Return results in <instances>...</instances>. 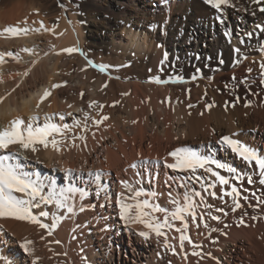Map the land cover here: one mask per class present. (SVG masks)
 I'll return each instance as SVG.
<instances>
[{
	"label": "bare ground",
	"instance_id": "1",
	"mask_svg": "<svg viewBox=\"0 0 264 264\" xmlns=\"http://www.w3.org/2000/svg\"><path fill=\"white\" fill-rule=\"evenodd\" d=\"M31 1L0 0V53H13L4 55V62L0 63V130L17 117L28 122L37 116V123L41 125L46 117L61 126L71 125L75 120L83 123V113L91 114L93 108L81 101V91L87 93L90 101L100 95L107 96L108 105L90 116L99 120L107 115L109 119L99 127L89 120L87 132L74 128L66 133L69 138L59 145V151L51 145L47 149L37 145L39 150L35 153L10 147L8 152L21 153L12 162L20 163L41 184L45 194L53 189H84L88 194L83 200L79 193L69 195L77 204L96 207L75 216L59 212L66 218L52 235H47L48 229L28 221L0 218V252L14 264H31L33 257L20 247L27 238L34 242L35 257L40 258L38 264H85L83 257L87 258V264H264V204L257 200V197L264 199V185L258 183V168L254 164L246 165L218 143L222 136L237 133L233 138L264 154V83L260 68L264 53L259 51L264 33L259 34V40L256 36L251 41L244 37L256 24L264 25V13L259 12L258 6L250 0H233L236 8L230 7L228 14L223 15L225 24H220L215 20L216 10L208 11L197 3L195 13L201 20L196 17L177 27V18L169 21V14L176 7L182 9L188 0H173L167 6L162 0H79L78 7L63 9L62 26L55 32L56 36L51 33L50 20L45 22V27L34 26L37 18ZM156 1L159 4L155 6ZM242 7L256 14L250 15ZM10 26L28 31L12 35L5 32ZM225 31H230L231 37H226ZM242 37L244 44L240 43ZM95 39L104 45L108 63L122 70L101 71L92 84L96 73L70 76L73 68L70 58L84 57L87 44ZM71 47L80 51L71 54L63 51ZM235 47L241 49L242 55L234 53ZM165 51L168 62L161 66L159 62ZM221 58L223 64L219 63ZM238 59L240 62L236 63ZM148 69L153 73L149 74L150 78L146 77ZM154 77L169 82L155 83ZM177 77L182 82H172ZM233 77L236 82L230 88L228 83ZM55 84L61 86L53 88ZM45 90H50L51 95L41 102ZM248 101L251 104L246 106ZM213 103L212 108L206 107ZM59 114L64 115L63 120ZM81 134L87 137L86 145L77 139V147H73L70 137ZM177 147L214 155L221 162L252 174L256 181L253 184H248L246 179L230 180L241 192L242 207L233 211L231 197H225L224 203L203 193L201 183H210L214 178L202 169L196 173L202 176L200 182L188 181L187 172L168 169L164 159L173 162L168 153ZM0 154L8 153L0 150ZM141 159L152 163L143 169L128 167ZM158 159L160 163H155ZM212 167L221 175L229 176L225 170ZM137 171L144 177L137 187L156 192V202L170 209L168 192L184 191L177 187L178 182L186 181L202 191L207 202L214 206L212 214L219 215L221 220L205 216L207 229L202 223L196 228L189 221L188 234L199 248L193 249L185 242L181 250L175 238L179 234L173 229L167 233L169 242L176 247L173 254L164 247L163 237L159 241L154 237L145 240L135 234L146 230L141 225H134L132 229L123 225L116 214L115 200L125 191L120 181L135 184L141 179ZM90 172H101L102 178L96 180L88 175ZM170 178L175 179L170 181ZM166 181L172 183L171 189ZM98 184L102 186L100 195L96 194ZM223 187L230 190V185ZM215 191L220 194L221 186L217 185ZM106 194L111 204H106ZM101 204L106 206L101 208ZM217 207L223 208L227 215L216 212ZM42 210L50 214L57 212L54 205L42 206L33 212L38 214ZM40 219L52 223L51 215ZM175 223L180 226V222ZM211 228L219 231L209 236ZM194 250L201 252V256L192 255Z\"/></svg>",
	"mask_w": 264,
	"mask_h": 264
},
{
	"label": "snow or ice",
	"instance_id": "2",
	"mask_svg": "<svg viewBox=\"0 0 264 264\" xmlns=\"http://www.w3.org/2000/svg\"><path fill=\"white\" fill-rule=\"evenodd\" d=\"M204 2L215 9L218 15L215 17V20L220 24H225L223 13L225 11L223 6H229L236 8V4L233 3V0H204ZM162 3L167 6L169 0H162ZM252 5L258 6V10L261 13H264V0H250ZM60 7H65L60 5ZM78 7V5H77ZM242 11L249 12L250 15H255V11H249L248 8H241ZM41 27L43 25L41 24ZM39 31V29H35ZM48 31L49 29H45ZM259 30V31H257ZM27 28H18V27H9L5 29V32L12 35H17L20 32H27ZM264 33V25L256 24L252 31L244 33V37L248 41H251L254 36L259 40V34ZM226 37H231L232 33L230 31H225ZM242 37L240 43L244 44L245 39ZM28 51V49H24ZM63 51L71 54L73 52H78L80 49L76 47L66 48ZM234 53L238 56L241 54V49L239 47L233 48ZM259 51L264 53V42H259ZM4 55L12 56L13 53H0V63H3ZM198 58V57H197ZM247 59V57H243ZM178 59V58H177ZM168 62V52L165 51L163 58L160 60V65L163 66ZM238 59L236 63H239ZM91 63V61L89 62ZM220 64H223L224 61L221 58L219 60ZM96 67V65H93ZM101 71H106L105 65L101 64L98 66ZM261 68V82L264 83V61L260 62ZM200 69L197 68V72ZM251 68L248 69L250 73ZM195 79V77H193ZM235 79V77H233ZM153 82L155 83H167L169 81H162L159 77H154ZM172 82H182V78H175ZM246 82V81H245ZM66 83V82H65ZM60 84H55L52 87L58 88ZM107 87V85H105ZM51 95L50 90H45L43 96L41 97V102ZM83 96V93H81ZM239 98H237L238 100ZM118 103V102H117ZM251 104V101H248V105ZM213 104L206 105L207 108H212ZM234 106V105H233ZM71 108L72 105H69ZM89 108L96 107L100 110L103 109L104 105L99 104L98 101H90L88 104ZM191 107V105H189ZM83 112V110H80ZM55 115V114H54ZM60 119H64L63 114H59ZM69 116L72 113H68ZM107 115L102 116L99 120H96L94 117H91L89 113H83V123L81 120H75L73 124H63L58 125L51 122V117H46L44 123L38 124V117L32 116L28 122H25L24 119L17 117L11 120L7 127L0 130V150L7 152L8 154H0V218H13L19 221H28L32 224L38 225L40 228L48 229V235H52V231L56 229L60 222H62L66 216L59 215L58 213L63 211L67 214L75 216L78 212H84L88 208L95 209V205L85 206L83 203L77 204L76 199L69 195V193H79L81 200L88 194L86 190L79 188L69 187L66 191L53 189L47 194L44 193V189L41 184L33 179V176L24 170L20 163H13L12 161L16 160L17 157L21 154L20 152H8L11 146H17L21 150H29L33 153L37 152L39 149L37 145L43 146L45 149L52 146L53 149L59 151L61 150L59 145L64 143L69 137L66 136V133L72 132L74 128H82L83 132L89 130L88 121L91 120L92 123L99 127L103 121L108 120ZM135 123V121H134ZM95 136V132L92 133ZM237 133L231 135H224L218 141L222 146H226L231 150L232 153L236 154L246 165H255L258 168V183L259 185H264V154L259 153L253 147L243 143L239 139L233 138ZM60 137V139H57ZM70 139L73 141L72 146L77 147L75 141L79 139L82 142H85L87 137L83 134L76 136L72 135ZM168 156L173 159V162H167V158L164 159V164L168 169L173 171H182L189 173L187 177L188 181L195 180L200 182L202 176H197L196 173L198 170H203L204 174H211L214 178L210 183L204 181L201 183V189L203 193H207V196L212 198H218L222 202L226 203L225 197H231L232 199V210L235 211L242 207L240 200L242 198L241 192L238 187L234 184H230V180H240L243 181L246 179L248 184H253L254 179L253 175L248 172H242L231 164L221 162L219 159L215 158L214 155L202 154L189 147H177L174 150L168 153ZM27 159V157H25ZM151 161H145L143 159L138 162L131 163L128 167L131 169H143L146 165L151 164ZM155 163H160L159 159ZM215 166V169L225 170L229 176L221 175L219 171H215L212 166ZM69 172L72 170L69 169ZM127 171V169H125ZM89 176L94 177L96 180L102 178L101 172H90ZM137 177L141 179L137 180L135 184L127 180L120 181V184L125 189L124 192H120L115 200V206L117 208V216L123 225L129 229H132L134 225H141L146 230H141L135 234L142 237L145 240L156 238L158 241L161 237L164 238V247L169 249L176 254V247L172 245L168 240V231L175 229V232L178 233L179 247L181 250L184 249L185 242H188L193 246V249L199 248L200 245L195 244L188 230L190 227L189 221L196 227L199 228L201 223L204 228H209V224L205 219V216L209 217L211 220L220 221L221 217L219 215H213L211 209L214 207L212 204L207 202V198L202 194V191L196 190L194 187H191L190 184L186 181H181L177 183V187L184 189L182 193L177 192L173 193L172 191L168 192L169 204L172 205L171 209L169 207L161 206L156 199L158 194L154 191H147L143 187H137V185L142 184L144 179L142 172H136ZM149 183H151V178L149 177ZM175 178H170L174 180ZM169 189L172 188V183L169 181L165 182ZM217 185L221 186V193L218 194L215 189ZM230 185V190L224 189L223 186ZM102 190L101 185H97L96 194L100 195ZM21 193L23 195H17ZM247 199V197H243ZM106 204H111L112 201L110 197L106 194L104 196ZM258 203L264 204V199L257 197ZM106 204H101L100 207L104 208ZM54 205L57 212L51 213L47 210H42L38 214H34V209H40L42 206ZM216 212H224L223 208L217 207ZM157 214H162L157 215ZM51 215L52 223H44L40 219L41 217H49ZM257 219V217H253ZM200 223H197V221ZM180 222V226H177L175 222ZM243 223V219L240 221ZM107 230V229H105ZM167 230V231H166ZM75 231V229H73ZM219 231L216 228H211V232ZM226 235V233H225ZM43 238V237H42ZM75 238V237H74ZM216 241H213L215 243ZM33 241L28 240L27 238L20 244V247L23 249V252L29 256L33 257L31 264H38L39 257H35V250L32 247ZM59 243V241H56ZM66 255V254H65ZM185 254V258H186ZM192 255L201 256V252L193 251ZM211 255V253H208ZM85 264H87V258L83 257ZM0 264H14V261L9 258V256L0 252Z\"/></svg>",
	"mask_w": 264,
	"mask_h": 264
},
{
	"label": "rangeland",
	"instance_id": "3",
	"mask_svg": "<svg viewBox=\"0 0 264 264\" xmlns=\"http://www.w3.org/2000/svg\"><path fill=\"white\" fill-rule=\"evenodd\" d=\"M172 1L173 0H169V2H172ZM31 3H32L33 7L35 8V9H33V13L36 14V15L34 14V16H36L35 18H37V19H35L36 21H34V26H36V25L39 26V24H40L39 27H41V24H42L43 27H45L44 26V25H46L45 22H48L50 20L49 21L50 24H48V25L50 27H52L51 33L57 36V34L55 32L62 26V19L61 18H62V14H63V9H66L69 6H71V7H77V5H79V0H33V2L31 1ZM41 3H43V4H41ZM197 3L198 4L201 3V5L204 8H206L208 11H214L215 10L211 6L207 5L204 2V0H188L187 5H185L184 7H182V9H180V7H176L175 9H173V11L169 14L170 15L169 21L172 20V19H176L177 18L176 25H177V27H179L185 21H189V20L191 21L192 19L194 20L197 17V14L195 13V9H196V4ZM157 4H159V1L154 2V5L155 6ZM60 5H64L65 7L62 8V7H60ZM223 7L225 9L223 15H225L226 13L228 14V12L230 10V7L229 6H223ZM197 19L198 20H201L200 17H197ZM170 24H171V22H170ZM253 28L254 27H252L251 29L253 30ZM88 30H90V28H88ZM56 36H54V37H56ZM103 46L104 45H102L98 40L95 39L93 42L90 41L87 44L86 51H84L85 52L84 53V57L83 56H80V55H75L76 57L75 56H71L70 60L73 63L72 64L73 68L70 70V76L71 77H74V76L77 77L80 74L81 76L79 75V77H82L83 75H86L89 72H93L94 75L96 73V75L93 77L92 82H91L92 84H94L96 82V80H98L99 75L101 73L100 68L97 67V66H99L101 64L107 66L106 67V70L107 71L114 72V73L120 72L122 70V68H120V67H113L110 63H108V61H107V54L104 53V48L105 47H103ZM90 61H91V63H89ZM84 64L86 65L85 67L82 66ZM95 64H96V67L93 66ZM147 72H149V73H147ZM149 74H150V76L153 75V73L148 69L146 71V77H149L150 78ZM235 82H236V80L233 79V78L229 80V83L228 84H231V87L230 88H234ZM81 93H83V96H82L83 99L81 101L84 102V103H86V102L89 103L90 102V98L87 95V93L84 92V91L83 92L81 91ZM106 98H107V96L100 95L98 97H95V99H93L92 101H98L99 104L104 105L103 108H105V106L108 105L107 104L108 103V98H107V100H105ZM92 110L90 111V113L92 115H95L97 113H100V111H101L100 109H98L96 107H93ZM91 117H93V116H91ZM47 235L45 237H47Z\"/></svg>",
	"mask_w": 264,
	"mask_h": 264
}]
</instances>
